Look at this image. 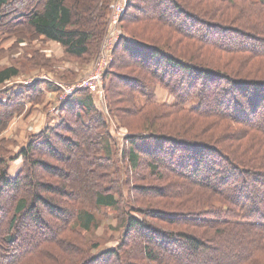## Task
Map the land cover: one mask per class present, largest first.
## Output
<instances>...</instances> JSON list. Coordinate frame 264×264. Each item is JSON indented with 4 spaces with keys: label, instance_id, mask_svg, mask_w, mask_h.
I'll list each match as a JSON object with an SVG mask.
<instances>
[{
    "label": "trees",
    "instance_id": "16d2710c",
    "mask_svg": "<svg viewBox=\"0 0 264 264\" xmlns=\"http://www.w3.org/2000/svg\"><path fill=\"white\" fill-rule=\"evenodd\" d=\"M94 1L0 0V34L27 28L84 57L99 46L110 13L111 0L98 8ZM214 1L223 3L210 14L217 21L177 0L129 1L136 12L127 9L122 23L169 28L183 53L124 25L105 75L111 113L128 129L123 158L86 88L58 103L61 119L17 155L0 156V264H264V27L251 23L253 15L230 13L249 2L264 9V0ZM217 50L263 63L213 66ZM20 74L17 66L0 68V128L53 88L45 78L14 82ZM91 157L110 165L104 178ZM145 171L155 183L143 184ZM105 208L122 213L119 245L95 253L62 240L97 226L95 211Z\"/></svg>",
    "mask_w": 264,
    "mask_h": 264
},
{
    "label": "rangeland",
    "instance_id": "374dc122",
    "mask_svg": "<svg viewBox=\"0 0 264 264\" xmlns=\"http://www.w3.org/2000/svg\"><path fill=\"white\" fill-rule=\"evenodd\" d=\"M102 1L103 0L94 1L95 8L100 7ZM129 1L135 5L141 2V0L110 1V13L105 33L99 40V46L96 47L93 52L91 51V53L81 58L69 56L62 45L54 41L46 40L42 36L28 33L27 28L23 33L19 31L15 32V30H13L9 33L2 32L0 34V68L13 65L17 66L21 71V74L14 79V82L16 81L25 85L30 84L35 79L45 78V82L50 81L53 83V88L47 89V92L45 91V95L43 94L44 96L41 100L23 111L21 114L12 117L1 126L0 156H6L8 154L17 155L18 152L33 138L34 133L40 131L46 126H51L57 123V121L61 119L60 114L55 113L53 117H51L52 115L50 113L56 108L57 104L61 102L64 93L70 90L77 91L79 90V84L86 83L85 85L87 87L84 88L89 89L93 94L97 107L106 115V118L110 123L111 142L113 143L112 145L115 146L114 150L117 151L119 157H124L122 150L125 148L126 143L124 139L127 135L128 129L126 126H122V123H120L118 118L114 117L111 113L110 105H108L106 99L105 75L111 63L114 62L115 48L121 39V35L124 32L126 33L124 25L127 23H122V16L127 9L129 10L127 12H136L134 6L130 7ZM177 1L185 8L188 7V9L195 13H198L201 10H208L209 13L207 17L205 16V21H217L216 18H211L210 14L218 15L221 6L223 5L221 1L214 0ZM166 6L169 8L168 10L173 11L169 5ZM230 13L233 14V18L239 16H244V18H246L248 15H253L254 21H251V23L256 24V28L264 27V9L260 3H243L236 9H231ZM183 16L184 15H182V17ZM227 23L231 26L240 28L233 22ZM127 25H129V31H135L138 33V37L153 42L159 41L166 45H172L173 47H176L177 45L179 48H177V50L180 53H183L182 43L178 42L180 40L179 36L172 32H168V30H170L169 28L163 29L162 32L161 28L156 27L157 25L146 24L145 21ZM184 51L189 53L191 49L185 48ZM204 53L209 54L210 51L205 50ZM205 56L210 57V55ZM210 59L212 62H210V64L213 66H215L214 62L216 61L230 62L231 65H239L241 60H245L249 63V66L252 63H256V65H258L259 62L263 63L261 59H253L250 55L245 57V55L240 56V54L222 53L221 51L214 52ZM90 85H93V87H89ZM157 94L160 100H169V96L165 90L158 88ZM3 98L5 99L4 96L0 97L1 100H3ZM142 100L143 97L140 96L139 102H142ZM218 131L219 130H214L213 132L217 134ZM71 137L73 138L72 133ZM61 145L62 144L58 142L56 148L60 149V147H63ZM98 159L96 160L94 157H91L92 163L97 161L96 166H93V169L97 174H101L102 178H104L105 170H110L108 169L110 168V165L108 162ZM49 161L54 162L52 159ZM22 163L23 160H21V158L13 160L9 168V174L12 176L15 175ZM143 170L144 169H141L139 172ZM142 176L143 179L149 178V180L143 184L156 182L154 175L151 176L146 171ZM157 184H160V182ZM147 204V202L143 203V206H148ZM154 207H158V205H154ZM128 208L130 207L128 206ZM95 212L98 219L97 226L94 228L92 227L90 230H82V232L73 229L64 233V236L61 237L62 240L65 236H68L67 238L72 239L73 244L78 248L80 247V249L87 250L90 246V252L94 251L95 253L99 252L101 249L113 248L119 245L124 231V225L120 219L122 214L121 211H114L113 209L105 208L96 209ZM141 216L149 220L147 215ZM76 225L78 228L81 227L79 223ZM58 244L59 243L49 245L51 248L55 246L56 250L62 251L61 248L57 247ZM95 244H97V248H95ZM149 264L155 263L150 262Z\"/></svg>",
    "mask_w": 264,
    "mask_h": 264
},
{
    "label": "built area",
    "instance_id": "2783aa9c",
    "mask_svg": "<svg viewBox=\"0 0 264 264\" xmlns=\"http://www.w3.org/2000/svg\"><path fill=\"white\" fill-rule=\"evenodd\" d=\"M91 79V78H90ZM88 81H90V80H88ZM86 83H83V84H79V86H78V88L80 89V88H84V87H87L86 85H85ZM89 87H93V85H90ZM73 92H75V91H73V90H70V91H66L65 93H64V97H63V99L61 100V102L63 101V100H65L69 95H71ZM55 113H57V109L56 108H54L52 111H51V117H53V115L55 114Z\"/></svg>",
    "mask_w": 264,
    "mask_h": 264
}]
</instances>
